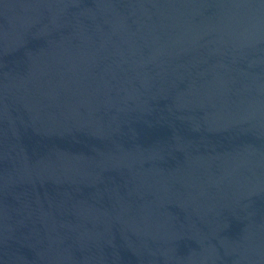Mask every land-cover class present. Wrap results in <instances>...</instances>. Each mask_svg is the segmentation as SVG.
<instances>
[{"label": "water", "instance_id": "obj_1", "mask_svg": "<svg viewBox=\"0 0 264 264\" xmlns=\"http://www.w3.org/2000/svg\"><path fill=\"white\" fill-rule=\"evenodd\" d=\"M0 264H264V0H0Z\"/></svg>", "mask_w": 264, "mask_h": 264}]
</instances>
